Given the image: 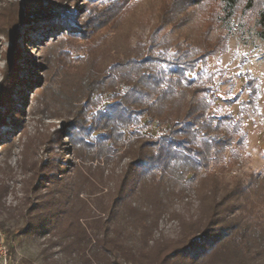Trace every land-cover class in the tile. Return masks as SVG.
Returning <instances> with one entry per match:
<instances>
[{
  "label": "rangeland",
  "instance_id": "1",
  "mask_svg": "<svg viewBox=\"0 0 264 264\" xmlns=\"http://www.w3.org/2000/svg\"><path fill=\"white\" fill-rule=\"evenodd\" d=\"M247 2L240 0L228 21L222 0H0V234L14 263L48 264L42 256L47 237L22 232L24 206L39 205L50 191L57 197L58 181L67 182L81 165L102 162L97 154L86 160L105 144L97 113L108 98L98 80L119 54L189 53L184 58L193 71L185 87L201 84L214 112L232 116L238 126L223 161L209 170L245 186L251 177L263 179L264 40L257 20L264 0H253L250 9ZM193 48L205 56L194 60ZM193 189L197 184L170 211L195 214ZM255 213L259 231L264 204ZM178 232L177 219L167 213L154 237L173 239Z\"/></svg>",
  "mask_w": 264,
  "mask_h": 264
},
{
  "label": "trees",
  "instance_id": "2",
  "mask_svg": "<svg viewBox=\"0 0 264 264\" xmlns=\"http://www.w3.org/2000/svg\"><path fill=\"white\" fill-rule=\"evenodd\" d=\"M239 2L222 0L228 21ZM257 23L264 40V11ZM193 50L194 60L205 56L204 49ZM132 52L111 59L98 80L108 98L97 113L105 144L86 160L97 154L102 162L81 165L67 182L58 181L57 197L50 191L39 205L24 206V236L47 237L42 256L48 264H264V228L257 231L254 224L255 208L264 204V177H251L245 186L242 179L227 181L209 170L232 144L234 118L214 112L201 84L185 87L193 71V62L184 58L189 53ZM152 63L156 66L149 67ZM108 166L114 168L106 174ZM193 184L196 213L186 218L170 211ZM167 213L177 219L179 232L173 239L155 238ZM53 255L60 256L59 263Z\"/></svg>",
  "mask_w": 264,
  "mask_h": 264
},
{
  "label": "built area",
  "instance_id": "3",
  "mask_svg": "<svg viewBox=\"0 0 264 264\" xmlns=\"http://www.w3.org/2000/svg\"><path fill=\"white\" fill-rule=\"evenodd\" d=\"M0 264H17L10 259L8 250L6 248V245L3 241L1 234H0Z\"/></svg>",
  "mask_w": 264,
  "mask_h": 264
}]
</instances>
